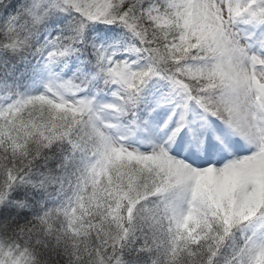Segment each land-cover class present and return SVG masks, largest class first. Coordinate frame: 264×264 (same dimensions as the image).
<instances>
[{
    "label": "snow or ice",
    "instance_id": "1",
    "mask_svg": "<svg viewBox=\"0 0 264 264\" xmlns=\"http://www.w3.org/2000/svg\"><path fill=\"white\" fill-rule=\"evenodd\" d=\"M0 264H264V0H0Z\"/></svg>",
    "mask_w": 264,
    "mask_h": 264
}]
</instances>
